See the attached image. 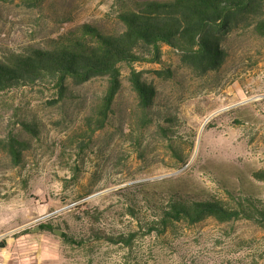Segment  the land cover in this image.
Wrapping results in <instances>:
<instances>
[{
    "label": "rangeland",
    "instance_id": "374dc122",
    "mask_svg": "<svg viewBox=\"0 0 264 264\" xmlns=\"http://www.w3.org/2000/svg\"><path fill=\"white\" fill-rule=\"evenodd\" d=\"M145 1L169 0H0V57L85 24L119 34L121 12ZM225 48L224 66L205 75L167 46L162 64L123 65V88L95 134L106 78L70 82L64 96L50 82L0 92V140L27 144L20 164L0 151V235L10 233L2 243L14 263L264 264V229L248 220L148 233L151 194L264 199L254 178L264 170V43L240 31ZM132 68L158 92L146 128ZM46 223L54 231L38 230Z\"/></svg>",
    "mask_w": 264,
    "mask_h": 264
},
{
    "label": "trees",
    "instance_id": "16d2710c",
    "mask_svg": "<svg viewBox=\"0 0 264 264\" xmlns=\"http://www.w3.org/2000/svg\"><path fill=\"white\" fill-rule=\"evenodd\" d=\"M119 17L124 26L119 34L107 35L85 24L51 39L44 48L28 47L0 57V92L50 82L64 96L70 82L82 85L95 78H106L107 89L97 109L98 126L92 131L95 134L106 127L123 88V65L162 64L163 48L167 46L179 55L184 66L205 75L219 71L226 63L229 55L225 42L229 35L252 31L264 43V0L145 1L124 9ZM167 73L173 76L170 71ZM164 74L157 72L160 77ZM130 82L141 109L140 125L146 128L153 124L151 111L157 88L134 68ZM159 129L167 133L166 127L159 125ZM26 148L27 144L14 136L0 140V151L7 152L15 164H20ZM254 178L264 183V170L254 173ZM229 193V201L198 198L182 191L151 194L148 202L153 219L147 223L148 233L162 234L178 223L196 225L208 219L220 223L244 219L264 229V199ZM133 215L139 218L137 213ZM40 228L43 232L54 231L47 223Z\"/></svg>",
    "mask_w": 264,
    "mask_h": 264
},
{
    "label": "built area",
    "instance_id": "2783aa9c",
    "mask_svg": "<svg viewBox=\"0 0 264 264\" xmlns=\"http://www.w3.org/2000/svg\"><path fill=\"white\" fill-rule=\"evenodd\" d=\"M8 234L10 233L0 235V243L3 242V239H5ZM12 259V254L7 251L6 248H0V264H16L12 261Z\"/></svg>",
    "mask_w": 264,
    "mask_h": 264
},
{
    "label": "water",
    "instance_id": "95a60500",
    "mask_svg": "<svg viewBox=\"0 0 264 264\" xmlns=\"http://www.w3.org/2000/svg\"><path fill=\"white\" fill-rule=\"evenodd\" d=\"M38 230L41 231V228L38 227ZM55 232H56V234H57L58 236H62V234H63L61 230H56ZM0 248H6V244H5V243H0Z\"/></svg>",
    "mask_w": 264,
    "mask_h": 264
}]
</instances>
